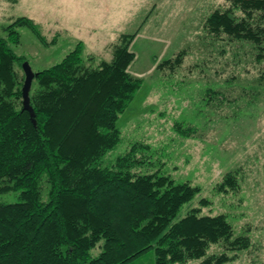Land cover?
Masks as SVG:
<instances>
[{
	"label": "trees",
	"instance_id": "16d2710c",
	"mask_svg": "<svg viewBox=\"0 0 264 264\" xmlns=\"http://www.w3.org/2000/svg\"><path fill=\"white\" fill-rule=\"evenodd\" d=\"M231 1L210 16L209 28L261 46L264 0ZM22 26L48 43L40 23L26 16L0 34V193H19L18 201L0 203V264H138L149 252L152 264H224L250 248V237L236 235L225 212H204L214 210L207 197L180 214L197 187L156 173L132 174L135 146L102 164L119 143L120 116L144 83L130 72L134 34L121 36L113 58L97 66L78 41L60 62L35 71L34 123L23 105L27 58L13 48ZM213 189L243 199L233 172ZM214 244L223 251L209 253Z\"/></svg>",
	"mask_w": 264,
	"mask_h": 264
},
{
	"label": "rangeland",
	"instance_id": "374dc122",
	"mask_svg": "<svg viewBox=\"0 0 264 264\" xmlns=\"http://www.w3.org/2000/svg\"><path fill=\"white\" fill-rule=\"evenodd\" d=\"M176 3L174 19L185 20L186 25L177 34L172 50L143 74L142 87L117 123L119 143L102 157V164H113L135 146L132 154L138 164L131 168L132 174L156 173L198 188L193 199L180 209L181 215L207 197L214 210L205 207L204 212H225L235 234L250 237V248L224 264H264V60L259 55L264 52V42L259 46L211 31L208 19L217 10L229 8L231 0ZM16 11L14 3L0 1V34L22 16ZM253 18L257 21V12ZM260 20L264 26L263 15ZM36 22L48 43L30 27L22 26L21 42L13 46L34 71L60 62L81 41L74 28L61 30ZM54 36L56 40L51 42ZM82 37L83 56L93 55L94 66L110 61L114 45L120 41L118 34L100 37L89 33ZM145 46V42L134 45V69L145 64L149 53ZM183 52L182 61L177 63V56ZM228 172L238 177L241 201L235 194L224 195L213 189ZM18 200V192L0 193V203ZM249 226L252 229L247 231ZM222 251L217 244L209 249L211 254ZM152 262L153 252H149L138 264Z\"/></svg>",
	"mask_w": 264,
	"mask_h": 264
},
{
	"label": "crops",
	"instance_id": "0c3cea01",
	"mask_svg": "<svg viewBox=\"0 0 264 264\" xmlns=\"http://www.w3.org/2000/svg\"><path fill=\"white\" fill-rule=\"evenodd\" d=\"M0 1L14 3L17 14L46 22L51 28H74L81 41H85L82 36L89 33H96L100 37H115L118 34L121 38L139 31L130 44V50L135 53V43L145 42V49L149 53H146L145 64L134 69L133 64L137 60L135 53L136 58L130 66V72L138 77L151 71L158 59H163L172 50L177 44V34L186 25L185 20L178 22L174 19V15H177L174 10L177 0ZM23 6L26 7L22 9Z\"/></svg>",
	"mask_w": 264,
	"mask_h": 264
},
{
	"label": "water",
	"instance_id": "95a60500",
	"mask_svg": "<svg viewBox=\"0 0 264 264\" xmlns=\"http://www.w3.org/2000/svg\"><path fill=\"white\" fill-rule=\"evenodd\" d=\"M23 69L25 72V81H24V86L22 89L23 105H24V109L30 112L31 118L33 122L35 123L36 121H35L34 109L30 105V90H31L33 79L36 76V72L33 70L31 64L28 61H25L23 63Z\"/></svg>",
	"mask_w": 264,
	"mask_h": 264
}]
</instances>
